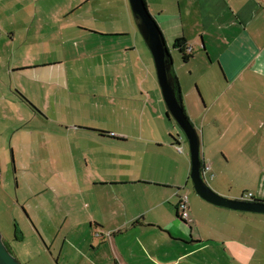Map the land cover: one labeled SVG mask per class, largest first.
<instances>
[{
  "label": "crops",
  "instance_id": "0c3cea01",
  "mask_svg": "<svg viewBox=\"0 0 264 264\" xmlns=\"http://www.w3.org/2000/svg\"><path fill=\"white\" fill-rule=\"evenodd\" d=\"M145 1L172 54L182 39L190 77L201 75L203 109L190 89L183 101L204 179L225 198L264 202V0ZM134 19L129 0H0V142L18 178L15 216L55 264H264V214L190 188V220L179 218L188 142L130 117L161 90ZM93 101L117 121L87 119Z\"/></svg>",
  "mask_w": 264,
  "mask_h": 264
},
{
  "label": "rangeland",
  "instance_id": "374dc122",
  "mask_svg": "<svg viewBox=\"0 0 264 264\" xmlns=\"http://www.w3.org/2000/svg\"><path fill=\"white\" fill-rule=\"evenodd\" d=\"M151 13V11H150ZM152 14V13H151ZM104 22H100L101 25H110V20L107 19V13L105 12L104 14ZM135 20V19H134ZM135 25L137 27L136 21ZM158 22V21H157ZM86 25L89 27L95 28L96 24L95 22H89L87 21L84 22ZM167 27L169 30L172 32L170 29L168 23ZM142 38V37H141ZM143 42L144 39L142 38ZM146 44V43H144ZM143 46V45H142ZM146 46V45H145ZM76 47H79L76 46ZM144 47V46H143ZM142 47V54L144 52V49ZM172 48H170L171 50ZM145 51L148 52L149 61H150V70L151 72L155 73L156 76V81L158 83V78H157V73L154 65V60L151 55V52L149 51L148 47H145ZM173 56V61H174V72L178 73L182 78L183 82V89L182 90V95H187L189 89H190V95L192 96V100L198 101L199 105L201 106L200 108L203 109L201 99L199 98V94L196 90V85L195 83L198 82V78L201 76L200 74H195L193 77H190V70L193 69L192 64H186L183 63L182 57L180 53H177V51H174L172 54ZM135 63V62H134ZM177 63V64H176ZM69 67H72L70 65ZM74 67V66H73ZM216 68V66L214 65ZM136 70L135 65L133 68V71ZM139 73L140 69L137 71H134ZM209 79V78H208ZM191 84H194L195 86H191ZM202 84V82H201ZM198 86V85H197ZM161 90H159V93H152V96H150L149 104L147 109L141 108L140 107L133 105V111L130 112V117L133 120H143L145 122H157L160 124V127L158 128V131H161L163 128H170L171 132H173L175 135L177 132H179L181 135L184 136L183 132L179 128V126L175 123V120L171 117L169 119L167 117L168 114V109L167 106L164 102V99L162 98L161 95ZM190 99L186 97V99L183 101V106L184 110L187 114V116L191 119L194 114V108L193 105L189 104ZM88 106H92V112L87 113L85 112L83 115L87 118L90 119L91 121L93 120H106L110 121L109 116H105L102 112L96 113L95 111V103L94 101L92 103L87 104ZM200 109V110H201ZM201 112V111H199ZM107 114V113H106ZM127 115V114H126ZM114 122H116V119H112ZM111 120V121H112ZM192 120V119H191ZM110 121V122H111ZM193 121V120H192ZM196 124L198 126L202 125V121L197 120ZM167 125V126H166ZM195 125V124H194ZM185 137V136H184ZM186 140V138H185ZM2 145V146H1ZM184 147L189 153V144L184 143ZM187 160H189L190 163V155L187 157ZM0 167H1V180H3V188L7 189L8 191V198L3 199L0 196V230L3 235V239L5 243H7L9 249L11 252L15 255V253L18 255V259L21 261L22 264H32L28 261H33L34 264H55L52 256L46 249L45 247L46 244L40 239L38 236V232L34 229V226L28 221V219L25 220L26 222L22 219L15 216V207L16 204H21L17 203L16 199V191L18 190V178L16 175V172L14 171L13 167V156L5 144L3 145L0 142ZM211 177H206V183L210 184L213 183L211 180ZM190 187L188 190L193 189V183L190 181ZM199 198V197H198ZM189 204H191V201L189 200ZM20 212L23 214L21 211V208H19ZM24 216V215H23ZM257 216H264V215H257ZM15 217L18 218L16 221ZM18 225V226H17ZM30 225V226H29ZM47 246L50 245L48 244ZM59 246V243H58ZM46 252V253H45Z\"/></svg>",
  "mask_w": 264,
  "mask_h": 264
},
{
  "label": "water",
  "instance_id": "95a60500",
  "mask_svg": "<svg viewBox=\"0 0 264 264\" xmlns=\"http://www.w3.org/2000/svg\"><path fill=\"white\" fill-rule=\"evenodd\" d=\"M131 10L137 22L139 33L144 39L154 60L158 83L162 97L168 109V117H172L183 131L189 144L191 159L190 179L197 195L217 207H223L238 212L264 214L263 201L231 200L216 193L205 181L202 175L201 136L195 128L184 108L176 90L175 79L172 76L174 61L172 50L165 42L162 30L156 19L150 13L145 0H129ZM1 182V167H0ZM0 264H22L11 252L3 239L0 230Z\"/></svg>",
  "mask_w": 264,
  "mask_h": 264
},
{
  "label": "built area",
  "instance_id": "2783aa9c",
  "mask_svg": "<svg viewBox=\"0 0 264 264\" xmlns=\"http://www.w3.org/2000/svg\"><path fill=\"white\" fill-rule=\"evenodd\" d=\"M178 149L182 151L180 145ZM209 170H210V166L208 165H204V167L202 168L203 174L207 173ZM181 190H182V195L180 197V203H179L180 218L184 221H189L190 220L189 190L187 189V187H183ZM252 197H253L252 194H248L243 198V200H251Z\"/></svg>",
  "mask_w": 264,
  "mask_h": 264
},
{
  "label": "trees",
  "instance_id": "16d2710c",
  "mask_svg": "<svg viewBox=\"0 0 264 264\" xmlns=\"http://www.w3.org/2000/svg\"><path fill=\"white\" fill-rule=\"evenodd\" d=\"M174 47L176 50L179 51L181 57H182V60L187 63L189 62V60L191 59V56L192 54L189 53L188 49L184 47V43H183V40L182 39H179V40H176L175 44H174ZM172 76L174 77L175 79V84H176V90L178 92V99L182 105V107L184 108L183 106V95H182V89H181V85H180V82H179V79L178 77L175 75V72H174V69H173V72H172ZM169 119H171L170 117H168ZM176 123V122H175ZM177 124V123H176ZM173 139L175 140V137H173ZM176 142V141H175ZM204 167V162H202V168ZM193 191L194 190V187H193ZM180 203V202H179ZM179 211V210H178ZM179 215V218H180V214Z\"/></svg>",
  "mask_w": 264,
  "mask_h": 264
},
{
  "label": "flooded vegetation",
  "instance_id": "af4514ba",
  "mask_svg": "<svg viewBox=\"0 0 264 264\" xmlns=\"http://www.w3.org/2000/svg\"><path fill=\"white\" fill-rule=\"evenodd\" d=\"M190 53V52H189Z\"/></svg>",
  "mask_w": 264,
  "mask_h": 264
}]
</instances>
